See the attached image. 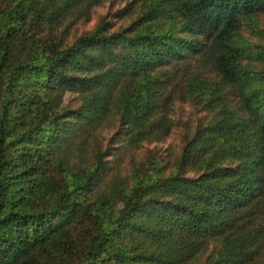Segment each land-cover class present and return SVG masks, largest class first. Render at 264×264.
I'll return each instance as SVG.
<instances>
[{"label": "trees", "instance_id": "16d2710c", "mask_svg": "<svg viewBox=\"0 0 264 264\" xmlns=\"http://www.w3.org/2000/svg\"><path fill=\"white\" fill-rule=\"evenodd\" d=\"M101 1L0 0V264H264V0Z\"/></svg>", "mask_w": 264, "mask_h": 264}, {"label": "rangeland", "instance_id": "374dc122", "mask_svg": "<svg viewBox=\"0 0 264 264\" xmlns=\"http://www.w3.org/2000/svg\"><path fill=\"white\" fill-rule=\"evenodd\" d=\"M129 1L130 0H102L100 3L92 7L89 17L85 19V22H83L84 24L80 26L77 31L74 32L79 33L85 29L91 28L93 24L102 16H110L113 11H116L119 8L122 17H113L112 19H114L116 26L126 24L138 12L137 6H134L129 13H125L123 11V6H125ZM255 18L256 20L253 19V21L257 24L254 26L255 28L253 27L254 29L247 25L243 26V35L246 37V40L251 42L259 41L261 35H264V14H260ZM258 28L262 29V31L258 32ZM170 67L171 65L165 68L169 69ZM210 67L211 66L207 64L200 65V68L205 71V74L212 75L214 77L213 71L208 70V68ZM257 67L259 66L257 65ZM188 96L189 95H186L184 98L175 100L174 107L171 112V115L174 119V126L172 127V130L167 140L165 142L157 143V147L163 148L171 144L173 145V148L177 150L180 135L184 131L185 127L192 123L194 125L197 119L203 116L204 111L198 108L200 106L197 107V105L194 104L193 101H190V98ZM112 121L114 122L115 120H113L112 118ZM115 126H117V122L112 125L108 130H106L104 134L108 136L111 132L115 130ZM153 144L154 143H152L150 146H152Z\"/></svg>", "mask_w": 264, "mask_h": 264}]
</instances>
